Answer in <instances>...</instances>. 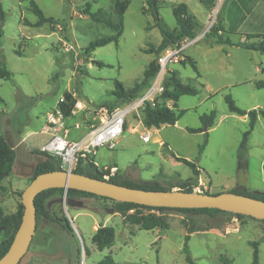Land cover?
<instances>
[{"label": "rangeland", "instance_id": "374dc122", "mask_svg": "<svg viewBox=\"0 0 264 264\" xmlns=\"http://www.w3.org/2000/svg\"><path fill=\"white\" fill-rule=\"evenodd\" d=\"M33 1L58 25L33 27L37 18L29 10L27 0H0L5 13L4 23H0V62L11 73L9 80L0 79V135L12 145L14 152L12 170L0 182L3 215L15 213L21 204V193L31 178L22 173L23 169L31 167L36 152L48 141L44 129L46 114L56 109L64 93H74L76 101L87 108L66 118L67 138L76 140L87 131L94 109L121 103L113 96L115 82L128 91L143 80V72L155 60V49L161 41L154 19L143 13L145 0H127L123 31L117 44L110 43L89 53L85 50L90 42L114 33L93 22L85 12L102 9L112 13L115 0ZM179 4L186 6L187 13L201 27L195 29V36L208 34L223 15L228 22L225 38L232 42H244L250 34L264 35V0H213L211 9L207 10L209 17L198 0H165L159 17L168 31L175 28L172 8ZM113 20L116 22L117 18ZM248 40L253 44L260 41L259 38ZM64 44L71 46L69 52L64 51ZM184 53L196 63L198 77L183 63L170 66L168 73L176 72L183 83L196 86L199 94L179 98L176 111L184 113L176 124L147 128L142 124V113L139 112V117L129 115L114 149L98 148L93 156L95 164L100 168L115 166L118 171L114 177L118 179L156 182L176 191L178 182L193 177L188 166L175 160L185 159L201 169L193 186L199 185L202 193L213 194L220 192L219 186H231L240 180L241 167L247 165L249 183L264 187V175L259 172L264 168V118L255 124L246 149L240 151L248 120L230 113L224 102V96L230 95L245 112L264 110V89H256L252 84L254 80H264V74L257 70L264 69V53L234 48L228 55L224 45L210 46L205 37L187 47ZM95 62L104 66L99 67ZM167 102L172 108L173 102ZM211 111H215L216 119L208 131L207 144L200 151L203 133H189L187 129L201 128L199 115ZM75 123L79 124L78 129H73ZM145 128L151 133L148 143L139 138ZM77 201L71 204L64 193L56 192L45 202L50 214L71 221L74 237L57 224L37 219L32 241L19 264H95L106 255L116 264H186L182 249L191 223L198 228H211L189 235L187 250L196 264H250L253 243L258 245V264H264L261 220L238 217L229 211L214 217L165 212L166 228L146 231L114 212L110 201L88 197ZM104 220L106 226L114 229V240L98 251L90 237L93 226ZM1 234L0 231V239Z\"/></svg>", "mask_w": 264, "mask_h": 264}, {"label": "trees", "instance_id": "16d2710c", "mask_svg": "<svg viewBox=\"0 0 264 264\" xmlns=\"http://www.w3.org/2000/svg\"><path fill=\"white\" fill-rule=\"evenodd\" d=\"M27 1L29 2V10L37 18V21L32 25L33 27H40L43 24H50L51 26L58 25L55 19H53L52 17H46L33 0ZM198 1L206 8V10L211 9L213 0H210L211 3H208V0ZM163 2L164 0H145V8H143V13L150 14L151 17L154 19V25L158 29L161 36V41L158 47L155 49L156 56L169 45L178 44L185 38L193 39L196 37L195 29L197 28V24L194 21L193 17L187 13L186 6L184 4H179L172 8V15L175 20V28L169 31L166 30L164 24H162V21L159 17V9ZM126 8L127 0H115L113 4L112 13H107L102 9H98L96 12L93 13L89 11L85 12V14H87L93 22L104 25L114 33L111 36L102 37L90 42L85 50L86 53L94 51L96 48L103 47L110 43L117 44L123 31V15L126 11ZM114 17L117 18L116 22L113 20ZM155 17H158V19H156ZM4 20L5 13L0 5V23H4ZM225 33L226 32L223 31V28L220 26V21L217 20V22L209 29V33L205 34L204 37L205 39H207V43L210 46L229 44L254 52H264V35L255 34L245 36L247 39L259 38L260 41L257 44H235L232 43V41H230L228 38H223V34ZM181 63H183L184 65L188 64L198 77L196 63L191 58L185 57V60ZM95 64L99 67L104 66L102 62H95ZM156 70L157 67L154 60L150 62L144 70L143 80L128 91H125L119 82H115L116 88L113 93V96L116 98V100L121 102L120 104L124 103L127 100L137 97L148 86ZM10 77V71L8 70L5 63L1 61L0 79L9 80ZM194 79H191L190 81L192 82ZM252 84L256 89H264V80H254L252 81ZM164 86L165 89L162 95L156 98L152 105L148 103L142 111V124L147 128L159 129L161 126L164 125L174 126L179 120L180 116H182L184 113V111L182 110L176 111L177 102L179 98L181 96H196L199 94V89L196 86H194L190 82L183 83L176 74V72L173 71L168 73ZM76 99L77 98L74 96V93H64L62 99L57 102L56 108L61 112L64 118L70 117V111L76 103ZM158 99H160L161 101L159 102ZM167 100H171L173 102L172 108L166 106L165 102ZM224 102L230 113L236 114L238 116L247 117V129L243 132L242 140L239 145L240 151H244L246 149L248 137L253 130L257 117L259 116L261 118H264V110H259L258 112L255 110H250L245 112L236 106L235 101L231 98L230 95L224 96ZM215 117V111H211L208 114L199 115L198 119L201 124V128L187 129L189 133H197L204 131V141L200 146V151L204 149L207 143V130L212 127ZM175 160L182 162L192 170V178L180 181L176 184V187L179 190L191 193L194 179H196L199 175L198 170L193 163L185 159L175 158ZM13 161V147L3 135H0V182L10 174L12 170ZM93 162L94 160L92 157L81 158L79 159L78 164L73 172L91 178L104 180L102 177L103 172L99 171ZM31 168L32 175L30 181H32L37 175L60 170L59 162L55 157L41 153L40 151L36 152V156L33 159ZM107 181L130 188H137L143 190L170 191L172 189L161 187L156 182L135 183L129 180H121L117 177H111ZM56 192L64 193L65 199H67L68 201H77L79 198L83 197L110 201L112 203V209L114 212L119 213L123 218L125 217V219L130 224L139 225L141 229L146 231H152L155 229H165L166 223L163 218V213L165 212H180L187 213L189 215L204 214L210 217H214L216 214L225 213V211H221L218 209H175L163 207H147L131 203H121L108 198L99 197L90 193L77 191L74 189H49L39 193L34 199L36 219L43 218L45 220L50 221L51 223L57 224L63 231L67 232V234H69L71 237H74V232L71 229L66 218L54 216L50 214L45 208V202L49 198H51ZM230 192L264 201V194L249 192L244 188L234 189ZM205 194L210 193L206 191ZM23 210L24 208L22 204H19L17 211L13 214L3 215L0 211V231L2 233L0 239V258L7 252L14 238V235L23 217ZM131 210L134 212L132 214H128ZM151 212H156V214ZM236 216L241 217L243 215L236 214ZM261 222L264 225V220H261ZM210 230V227L198 228L196 225H194V223L190 224L189 228L187 229V233L184 236V246L182 249L186 264H196L187 250V242L189 241V235L198 231ZM114 234L115 232L112 227L103 226L100 224L99 227L91 235L90 242L96 247L98 251H103L107 246L112 244L114 240ZM252 247L253 250L250 264H258L257 243H253ZM95 264L116 263L110 255H106L103 259L96 262Z\"/></svg>", "mask_w": 264, "mask_h": 264}, {"label": "water", "instance_id": "95a60500", "mask_svg": "<svg viewBox=\"0 0 264 264\" xmlns=\"http://www.w3.org/2000/svg\"><path fill=\"white\" fill-rule=\"evenodd\" d=\"M155 18L158 19V17ZM22 173L25 176H31L32 168L26 167ZM49 189H74L116 202L147 207L218 209L255 220H264V201L248 196L231 192L205 194L181 190H143L91 178L75 172L68 173L59 170L37 175L23 190L21 194V204L24 208L23 217L7 252L0 258V264H19L28 251L36 229L34 199L39 193ZM66 220L71 229L75 231L71 226V221L67 218ZM80 241L82 242V240Z\"/></svg>", "mask_w": 264, "mask_h": 264}, {"label": "built area", "instance_id": "2783aa9c", "mask_svg": "<svg viewBox=\"0 0 264 264\" xmlns=\"http://www.w3.org/2000/svg\"><path fill=\"white\" fill-rule=\"evenodd\" d=\"M204 35H198L193 39L185 38L178 44L169 45L164 48L155 57L157 70L148 86L137 97L127 100L122 104L109 108L98 107L94 109V118L81 138L76 140L68 139L66 118L62 116L57 108L54 111H49L46 114V125L44 127L45 132H48L49 139L40 147V152L55 157L59 162L60 170L70 173L74 171L79 159L84 157L93 158L98 148L113 150L118 137L125 129L127 117L129 115L139 117L148 103L152 105L154 100L162 95L169 67L179 65L184 61L186 48L198 43L204 38ZM70 48V45L64 44V51L69 52ZM166 104L168 107V102ZM84 108V104L77 102L71 109L70 116L75 115L78 111L87 109ZM78 127V123L73 125V129H78ZM150 137L151 133L149 129L145 128L139 133V138L143 143H148ZM93 163L99 171L103 172L102 177L105 181L114 177L118 171L115 166H102L100 168L95 162ZM192 192L202 193L199 185L193 186ZM129 212H132V210Z\"/></svg>", "mask_w": 264, "mask_h": 264}, {"label": "crops", "instance_id": "0c3cea01", "mask_svg": "<svg viewBox=\"0 0 264 264\" xmlns=\"http://www.w3.org/2000/svg\"><path fill=\"white\" fill-rule=\"evenodd\" d=\"M165 1V0H164ZM201 4V3H200ZM203 8L205 9V12H206V14H207V17H209V12L206 10V8L203 6ZM191 16V15H190ZM193 17V16H192ZM227 16H222L221 18H220V26L223 28V31H225L226 32V30L224 29L225 27H226V25L228 24V22H227V18H226ZM193 19H194V21L196 22V20H195V18L193 17ZM206 19H208V18H206ZM205 19V20H206ZM204 20V21H205ZM196 24H197V22H196ZM200 28L201 29V27L200 26H198V24H197V28ZM225 35H226V33L225 34H223V38H225ZM250 35H255V34H250ZM242 36H245V35H242ZM246 38V37H245ZM232 43H235V44H253V43H251V42H249V40L246 38V40L244 41V42H242V41H240V42H232ZM222 45H224V48H226V53L229 55V52H230V50L231 49H234V48H241V47H237V46H235V45H229V44H222ZM243 49V48H242ZM244 50H246V49H244ZM248 51H251V50H248ZM257 53H264V52H257ZM185 57H189V58H191V56L190 55H188V54H185ZM257 70L258 71H260L261 72V74H264V69H262V68H257ZM196 80V79H195ZM259 110H263V109H256L255 111H259ZM240 117H242V120L243 121H247V118H246V116H240ZM261 117H257V120H256V123L259 121V119H260ZM215 119H216V117H215ZM214 122H215V120H214ZM255 123V124H256ZM214 124V123H213ZM255 126V125H254ZM211 128H209L208 130H207V134H208V131L210 130ZM253 129H254V127H253ZM253 131V130H252ZM201 133H204V131H202ZM250 135H251V133H250ZM250 135H249V137H250ZM249 137H248V139H249ZM248 141V140H247ZM207 144V143H206ZM197 168V170L198 171H201V169H199L198 167H196ZM242 169H243V173H242V178L239 180V179H237V182L235 183V184H232L231 186L230 185H226V186H219L220 188V192H217V193H222L223 191H227V192H229V191H231V190H234V189H242V188H244V189H246L247 191H249V192H251V191H260V192H263L264 193V187H256V186H252L250 183H249V172H248V167H247V165L245 166V167H241ZM260 174H261V176L263 177V175H264V168L263 169H261L260 171ZM262 183H263V185H264V180H263V178H262ZM211 187V190H212V185L210 186ZM210 194H213V192H209ZM78 201H72L71 202V204H76ZM113 216V215H112ZM106 220V219H105ZM102 221V224L101 225H103V226H106L105 225V222L106 221ZM99 225L100 224H95L94 226H93V231H95V229H97V227H99ZM152 231H154V230H152ZM155 231L156 232H158L159 231V229H155Z\"/></svg>", "mask_w": 264, "mask_h": 264}]
</instances>
